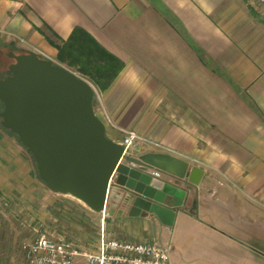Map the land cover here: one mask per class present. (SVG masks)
Segmentation results:
<instances>
[{"label": "crops", "instance_id": "crops-1", "mask_svg": "<svg viewBox=\"0 0 264 264\" xmlns=\"http://www.w3.org/2000/svg\"><path fill=\"white\" fill-rule=\"evenodd\" d=\"M75 27L120 64L106 88L89 81L100 92L95 112L106 135L120 141L119 128L134 129L203 173L197 184L183 180L184 203L171 225L131 209L118 185L104 209L93 211L24 180L40 195L42 215L67 198L110 218L116 239L193 237L208 264H264V0H0V35L23 38L59 63L58 48ZM134 150L146 168H153L150 157L166 154L148 144ZM153 169L162 180L176 179ZM15 181L0 180V195L24 191Z\"/></svg>", "mask_w": 264, "mask_h": 264}, {"label": "water", "instance_id": "water-1", "mask_svg": "<svg viewBox=\"0 0 264 264\" xmlns=\"http://www.w3.org/2000/svg\"><path fill=\"white\" fill-rule=\"evenodd\" d=\"M13 61L0 78V124L32 156L38 178L53 192L70 194L93 211L105 206L108 181L127 189L131 209L152 213L171 225L183 206V180L197 184L203 170L169 155L148 164L175 176L162 180L151 168L119 162L123 145L109 138L94 110L93 85L83 76L34 50L8 51ZM196 174L197 178H193Z\"/></svg>", "mask_w": 264, "mask_h": 264}, {"label": "rangeland", "instance_id": "rangeland-1", "mask_svg": "<svg viewBox=\"0 0 264 264\" xmlns=\"http://www.w3.org/2000/svg\"><path fill=\"white\" fill-rule=\"evenodd\" d=\"M5 35H0V78L8 74L7 66L13 61L7 55V52L13 49L11 46L16 47L14 50L16 53L25 50L18 45L17 37H12L14 40L10 41L11 39ZM61 63L91 81L87 76L81 74L76 66L68 64L67 61ZM97 92L100 98V92L98 90ZM93 104L94 110L99 112L101 104L96 96L93 99ZM1 108L2 103H0ZM136 158L138 157L136 156ZM0 180H16L17 184L14 182L13 185L20 186L24 190L15 197L0 195V264H20L22 254L19 243L32 238L43 228L53 230L65 239L91 249L97 245L100 238V228H103L105 238H120L117 232L110 229V218L102 220V213L85 212L67 198L54 204L48 218L43 216L41 211L44 203H42L40 195L35 192L29 193L30 186L24 183V180L42 182L37 176L34 160L17 137L1 124ZM25 191L27 193H24ZM25 233H27L26 236L22 237ZM192 238H186L181 243L178 241L177 235L171 237L169 242L172 248L169 250V257L185 261L187 264H208L205 258L192 248L190 244Z\"/></svg>", "mask_w": 264, "mask_h": 264}, {"label": "built area", "instance_id": "built-area-1", "mask_svg": "<svg viewBox=\"0 0 264 264\" xmlns=\"http://www.w3.org/2000/svg\"><path fill=\"white\" fill-rule=\"evenodd\" d=\"M8 38L15 37L7 34ZM10 36V37H9ZM18 38V45L34 50L39 55L46 56L40 49L29 45L23 38ZM27 46V47H26ZM95 96L100 101L99 94L93 86ZM120 143L123 145L119 162L131 167L145 169V163L136 158L135 144H148L159 148L166 154L180 156L174 148L159 141H154L134 129L119 128ZM155 175L159 172L151 168ZM114 170L108 181V193L117 186L114 183ZM117 195V194H116ZM122 194H119L121 196ZM22 254V264H172L169 257L170 242L157 241L128 242L116 238H105L100 233L94 249L82 247L63 237H53L50 233L39 231L34 237L19 243Z\"/></svg>", "mask_w": 264, "mask_h": 264}, {"label": "trees", "instance_id": "trees-1", "mask_svg": "<svg viewBox=\"0 0 264 264\" xmlns=\"http://www.w3.org/2000/svg\"><path fill=\"white\" fill-rule=\"evenodd\" d=\"M85 35L82 29L75 27L68 39L59 46L58 59L76 66L81 74L87 76L100 89H104L118 72L120 64L117 60L106 57V52L86 39ZM11 48L16 50V47ZM7 130L16 136L14 132Z\"/></svg>", "mask_w": 264, "mask_h": 264}, {"label": "flooded vegetation", "instance_id": "flooded-vegetation-1", "mask_svg": "<svg viewBox=\"0 0 264 264\" xmlns=\"http://www.w3.org/2000/svg\"><path fill=\"white\" fill-rule=\"evenodd\" d=\"M7 55H8V52H7ZM7 71H8V67H7ZM9 72V71H8Z\"/></svg>", "mask_w": 264, "mask_h": 264}]
</instances>
